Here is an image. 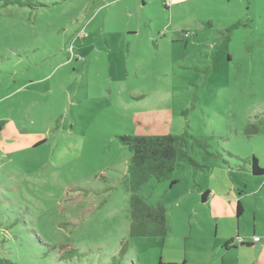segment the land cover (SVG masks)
I'll return each instance as SVG.
<instances>
[{
	"label": "rangeland",
	"instance_id": "obj_1",
	"mask_svg": "<svg viewBox=\"0 0 264 264\" xmlns=\"http://www.w3.org/2000/svg\"><path fill=\"white\" fill-rule=\"evenodd\" d=\"M33 1L43 7L0 2V260L210 264L238 228L234 216L215 234L210 203L243 194L264 217L250 172L253 157L264 170V0ZM168 134L195 166L141 186L169 231L131 238L119 138Z\"/></svg>",
	"mask_w": 264,
	"mask_h": 264
},
{
	"label": "trees",
	"instance_id": "obj_2",
	"mask_svg": "<svg viewBox=\"0 0 264 264\" xmlns=\"http://www.w3.org/2000/svg\"><path fill=\"white\" fill-rule=\"evenodd\" d=\"M4 6L17 5L19 7H28L32 9L43 7L42 4L33 0H0ZM165 6L166 3H164ZM3 122L0 123V129ZM122 145L126 146L131 153L129 165L127 168L128 190L131 193L129 198L130 206V224L129 237H166L169 231L166 211L162 206H151L144 199L137 195L141 186L149 179L162 182L170 179L174 167L178 161H183L190 165L195 163L189 158L185 147L187 144L183 135H163V136H134L127 135L119 138ZM194 140V139H193ZM200 147H206L195 140ZM250 172L253 176L264 178V170H261L253 157L250 161ZM172 181L171 184H174ZM209 192L202 194L201 200L205 201ZM240 202L235 204L236 215L241 212ZM129 242H127L128 244ZM230 243V242H229ZM227 245V244H226ZM244 245V244H241ZM124 249L122 252H127ZM124 255L119 254V258ZM3 264H14L9 260H0ZM120 259L112 258L110 264H119ZM158 264H164L161 261ZM184 264V263H182Z\"/></svg>",
	"mask_w": 264,
	"mask_h": 264
},
{
	"label": "crops",
	"instance_id": "obj_3",
	"mask_svg": "<svg viewBox=\"0 0 264 264\" xmlns=\"http://www.w3.org/2000/svg\"><path fill=\"white\" fill-rule=\"evenodd\" d=\"M263 179H261L262 181ZM254 185H256L255 181ZM208 197H210L211 199L216 198L217 196L215 195V193H212V195L209 193ZM207 197V198H208ZM207 198L205 199L204 203H206ZM246 198V195H241L237 201L240 202V208H241V212L240 214L237 216L236 215V209H235V204L233 201H231V205H227L225 207H221V208H216L215 206H217L216 204H212L210 203V211H211V215L214 217V220L217 222L216 226H215V234H217L218 231V223H220L222 220L224 221H231V219L235 216L236 222H237V230H236V238H233V231L231 230V228H229V230L226 232L227 235L224 236L222 238V240H220V243H218V245H220V247H217L218 249V257L220 259V262H224V259L231 253V252H239V254L236 256V260L234 261L235 264H264V217L262 215L263 211H260L257 207H250L247 206V204H244V200ZM222 203H223V199L219 198ZM254 199V204L255 205H259L261 206V208L264 210V201L262 198H260L259 196H253ZM236 201V202H237ZM221 205V204H218ZM233 210V213H232ZM245 212H247L248 214L251 215V223L249 222V219H247ZM225 233V234H226ZM254 238H258V241L260 243L259 246L257 245H240L236 248L233 247V245L235 244L236 241L240 242H244V241H248L250 242V239H254ZM230 242V243H229ZM227 244V245H226ZM256 250V257L253 260L247 261L246 259H244L243 255H241L240 252H244V250ZM214 258L215 260H213L210 264H217L218 263V259Z\"/></svg>",
	"mask_w": 264,
	"mask_h": 264
},
{
	"label": "flooded vegetation",
	"instance_id": "obj_4",
	"mask_svg": "<svg viewBox=\"0 0 264 264\" xmlns=\"http://www.w3.org/2000/svg\"><path fill=\"white\" fill-rule=\"evenodd\" d=\"M165 3H166V5L168 6V1H167V0L165 1Z\"/></svg>",
	"mask_w": 264,
	"mask_h": 264
},
{
	"label": "built area",
	"instance_id": "obj_5",
	"mask_svg": "<svg viewBox=\"0 0 264 264\" xmlns=\"http://www.w3.org/2000/svg\"><path fill=\"white\" fill-rule=\"evenodd\" d=\"M256 241H258V238H255Z\"/></svg>",
	"mask_w": 264,
	"mask_h": 264
}]
</instances>
